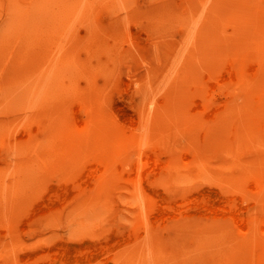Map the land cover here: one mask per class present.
Masks as SVG:
<instances>
[{
	"label": "rangeland",
	"instance_id": "obj_1",
	"mask_svg": "<svg viewBox=\"0 0 264 264\" xmlns=\"http://www.w3.org/2000/svg\"><path fill=\"white\" fill-rule=\"evenodd\" d=\"M0 74V264H264V0H0Z\"/></svg>",
	"mask_w": 264,
	"mask_h": 264
},
{
	"label": "bare ground",
	"instance_id": "obj_2",
	"mask_svg": "<svg viewBox=\"0 0 264 264\" xmlns=\"http://www.w3.org/2000/svg\"><path fill=\"white\" fill-rule=\"evenodd\" d=\"M5 2V1H4ZM105 3V2H104ZM122 4H124V3H122ZM208 4V3H207ZM34 5V4H33ZM178 5H179V3H178ZM9 6V5H8ZM11 6V5H10ZM33 9V8H32ZM185 9V8H184ZM205 9H206V7H205ZM92 10V9H91ZM186 11V10H185ZM37 13V12H36ZM54 14H56V13H54ZM59 14V13H58ZM19 17H20V15H18ZM22 18V17H21ZM83 18V17H82ZM24 20V19H23ZM49 20V19H48ZM96 21V20H95ZM43 22H44V20H43ZM238 22V21H237ZM173 26V25H172ZM175 27H177V26H175ZM255 29V28H254ZM160 31V30H159ZM238 31V30H237ZM226 33V32H225ZM263 33V32H262ZM229 34V33H228ZM258 34V33H257ZM246 36V35H245ZM240 37V36H239ZM241 38V37H240ZM246 38V37H245ZM247 41V40H246ZM248 42V41H247ZM13 44V43H12ZM15 44V43H14ZM13 44V45H14ZM59 44V43H58ZM237 44V43H236ZM60 47V46H59ZM185 48V47H184ZM187 48V47H186ZM250 48V47H249ZM256 48V47H255ZM251 49V48H250ZM59 50V49H58ZM184 51V50H183ZM204 51V50H203ZM186 52V51H185ZM186 54V53H185ZM173 55V54H172ZM171 55V56H172ZM176 55V54H175ZM179 55V54H178ZM180 55H181V52H180ZM202 56V55H201ZM236 58H238V57H236ZM179 59V58H178ZM202 59H204V58H202ZM199 61V60H198ZM62 62V61H61ZM200 62V61H199ZM4 68H5V66H4ZM173 71V70H172ZM3 72V71H2ZM174 73V72H173ZM235 73V72H234ZM233 73V74H234ZM3 74V73H2ZM39 74V73H38ZM129 74V73H128ZM249 74V73H248ZM1 75V74H0ZM130 76V75H129ZM77 77V76H76ZM150 77V76H149ZM61 78H63V77H61ZM235 78V77H234ZM58 79V78H57ZM226 79H227V77H226ZM61 80H59V82H60ZM78 81V80H77ZM76 81V82H77ZM64 82V81H63ZM62 82V83H63ZM76 84V83H75ZM240 84V83H239ZM63 85V84H62ZM65 85V84H64ZM67 85V84H66ZM131 87V86H130ZM133 87V86H132ZM125 88V87H124ZM212 88H214V87H212ZM182 89V88H181ZM198 91V90H197ZM246 92V91H245ZM68 94V93H67ZM194 94V93H193ZM195 94H197V93H195ZM246 94V93H245ZM252 94V93H251ZM72 96V95H71ZM193 96V95H192ZM249 96V95H248ZM132 97V96H131ZM256 97H258V96H256ZM72 98V97H71ZM74 98V97H73ZM148 98V97H147ZM151 98V97H150ZM194 98V97H193ZM147 100V99H146ZM152 100V99H151ZM161 100V99H160ZM82 101V100H81ZM84 101V100H83ZM186 102V101H185ZM86 103V102H85ZM191 103H193L192 101H191ZM89 106V105H88ZM41 107V106H40ZM199 108V107H198ZM202 109V108H201ZM214 110V109H213ZM199 113V112H198ZM240 113V112H239ZM35 114V113H34ZM33 114V115H34ZM94 114V113H93ZM96 115V114H95ZM99 116H100V113H99ZM157 116V115H156ZM167 117V116H166ZM168 118V117H167ZM191 119V118H190ZM189 119V120H190ZM196 119V118H195ZM186 122V121H185ZM196 122V121H195ZM239 123V122H238ZM31 124H33V123H31ZM176 124V123H175ZM180 124V123H179ZM34 125V124H33ZM172 125H174V124H172ZM19 127V126H18ZM186 127V126H185ZM106 128V127H105ZM147 128V127H146ZM176 128V127H175ZM182 128V127H181ZM163 129V128H162ZM29 131V130H28ZM163 131V130H162ZM167 134L169 135V133L167 132ZM10 138V137H9ZM6 140V139H5ZM18 140V139H17ZM16 145V144H15ZM90 145V144H89ZM12 146V145H11ZM53 149V148H52ZM17 150V149H16ZM24 151V150H23ZM242 151V150H241ZM13 152V151H12ZM30 153V152H29ZM32 153H34V152H32ZM90 154V153H89ZM163 154V153H162ZM202 158V157H201ZM210 159V158H209ZM203 160V159H202ZM69 162V161H68ZM183 164V163H182ZM238 164V163H237ZM262 168V167H261ZM47 169V168H46ZM11 170V169H10ZM47 170H49V169H47ZM259 170V169H258ZM5 171H8L7 169L5 170ZM22 172V171H21ZM20 172V173H21ZM256 172V171H255ZM188 173V172H187ZM23 175V174H22ZM195 175V174H194ZM197 175V174H196ZM13 176V175H12ZM37 176H38V174H37ZM28 178V177H27ZM11 179V178H10ZM9 179V180H10ZM30 179H32V178H30ZM35 179V178H34ZM15 180V179H14ZM22 180V179H21ZM29 180V179H28ZM27 180V181H28ZM44 182V181H43ZM47 182V181H46ZM24 183H26V182H24ZM30 183V182H29ZM12 185H14V183L12 184ZM254 185V184H253ZM31 186V185H30ZM33 186V185H32ZM254 187V186H253ZM234 194V193H233ZM20 195V194H19ZM225 209V208H224ZM3 215V214H2ZM5 215V214H4ZM35 215V214H34ZM13 216V215H12ZM91 216V215H90ZM238 216V215H237ZM4 217V216H3ZM16 222V221H15ZM12 223V222H11ZM10 223V224H11ZM19 223V222H18ZM190 223V222H189ZM247 225H248V222H245L244 221V224H243V227L244 228H246L247 227ZM21 226V225H20ZM22 228V227H21ZM241 228V227H240ZM26 230V229H25ZM27 232V231H26ZM144 241V240H143ZM40 242V241H39ZM146 242V241H145ZM148 244V243H147ZM183 245V244H182ZM149 251V250H148ZM139 257V256H138ZM147 257H148V255H147ZM16 259V258H15ZM145 262V261H144ZM223 262V261H222Z\"/></svg>",
	"mask_w": 264,
	"mask_h": 264
}]
</instances>
